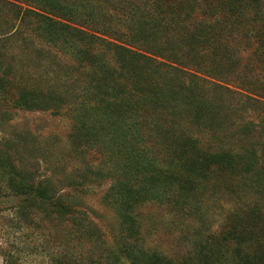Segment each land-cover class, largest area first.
Returning <instances> with one entry per match:
<instances>
[{"label": "rangeland", "instance_id": "374dc122", "mask_svg": "<svg viewBox=\"0 0 264 264\" xmlns=\"http://www.w3.org/2000/svg\"><path fill=\"white\" fill-rule=\"evenodd\" d=\"M16 1L43 13L27 0ZM258 5L264 16V0H259ZM109 11L112 17L96 26L97 29L86 25L80 28L124 49L153 57L134 44L137 36L127 24L124 12ZM82 12L77 14L81 16ZM250 13V9L244 11V15ZM201 14L198 11L197 18ZM35 16H28L29 28L23 32L26 48L22 47L23 37L3 40L0 35V72L4 74L0 80V264H80L93 260L102 263L117 260L124 264H262L257 258L243 255L240 243L228 231L232 214L246 200L256 198L252 191L243 192L240 188L246 180L240 176L223 181L221 176L209 174L192 184L191 190L180 192L181 200L177 203L171 191L166 197L157 193L131 207L126 198L117 199V182L108 173L109 165L115 161L107 158L106 150L114 148L113 132H123L126 124L116 120L110 131L103 132L110 123L106 115L113 116L110 104L114 99L142 102V95L136 91L134 95L127 86L120 91L113 87L123 80L119 72L125 73L128 67L123 65L119 69L110 59L113 58L110 46L95 38L86 44V40L80 42V47L106 59L113 71L108 68L109 79L104 86L85 84V75L92 69L79 66L72 49L63 50L41 39L37 34L41 22ZM244 17L245 20L229 26L231 32L225 35V31L224 38L234 47L232 50L247 57L251 56L250 36L255 27L250 16ZM218 18L219 15H213L210 19ZM64 65H68L63 83L66 93L69 91L67 95L58 85L55 90L56 68L64 69ZM180 68L184 74L198 75L192 87L196 83L204 86L218 83L232 90L225 97L215 93L211 100L206 98L201 104L218 122L207 128L193 127L202 149L229 153L247 150L259 134L252 130V124L261 123L258 116L264 113V95L249 93L246 84L238 81L220 82L219 76L201 74L190 67ZM252 73L249 79L258 80L264 89V68ZM188 78L183 77L186 84ZM155 79L149 71L146 80ZM23 90L31 98L19 107L10 93ZM247 95L258 100L247 99ZM79 109L89 112L91 134L96 141L80 145L83 154L72 150L68 138L75 125L73 113ZM223 109L234 112L230 114ZM218 113L223 114L221 121ZM249 123L250 127H246ZM162 129L167 130V126ZM261 141L260 138L256 143L257 148ZM136 145L148 152L149 162L144 158L141 163L147 168L153 165L162 176H176L173 184L179 188L185 175L179 169L181 161L166 158L162 144L139 141ZM260 203L264 204V200Z\"/></svg>", "mask_w": 264, "mask_h": 264}, {"label": "trees", "instance_id": "16d2710c", "mask_svg": "<svg viewBox=\"0 0 264 264\" xmlns=\"http://www.w3.org/2000/svg\"><path fill=\"white\" fill-rule=\"evenodd\" d=\"M26 2L38 6L43 13L27 9L16 0H0V35L3 40L21 36L24 38L21 42L22 47L26 48L28 43L23 32L29 28L26 25L30 18L28 16L36 14L37 22H41L37 25V34L41 39L47 40L53 46L58 45L63 50L72 49L75 53V61L80 63L79 66L92 69L91 73L85 75L87 85L103 84L104 86L106 79H109L108 68L112 71L113 69H111L112 64L109 65L106 59L103 60L95 53L80 47L82 45L80 42L84 40H86L85 44L94 40L93 38L105 41L80 26L86 25L97 29L96 26L112 17L109 9L118 13L124 12L127 24L137 36L134 38V44L153 57L124 49L112 41L104 42L110 46L109 52L114 58L110 57V59L114 60L113 63L119 69L123 65L128 67L124 70L125 73L119 72L123 80L117 81L113 87L120 91L123 86H127L134 95L135 91L140 92L143 98L142 102L137 101L138 99L133 101L114 99L115 104L111 102L110 106L115 117L112 114L106 115L110 123L103 132L110 131L116 120L124 121L126 124L123 132H113L111 144L114 148L106 150L107 158L115 161V164L112 162L113 165H109L108 173L117 182L115 193L117 199L126 198V202H129L128 206L131 207L142 199L157 196V193L166 197L171 191L177 203L181 200L178 198L181 193L191 190L192 184L199 182L201 178L205 179L209 174L221 176L223 181H232L231 177L240 176L246 179L245 185L240 188L243 192L252 191L256 198L246 200L243 207L232 214L228 222V231L240 243V247L246 249V251L241 250L243 255L250 259L257 258L264 264V204L260 203L264 200V113L258 116L260 124L254 122L252 124V130L258 131L259 134L254 136L247 150L239 149L233 153L203 150L199 137L193 132V127L200 125L207 128L218 122L216 116L208 114L201 104L206 98L211 100L215 93L218 97H225L226 92L232 90L218 83L209 86L196 83L197 86L192 87L196 82L195 78H199L198 75L187 72L184 74L180 68L190 67L201 74L219 76L220 82L238 81L240 84L243 83V86L246 84L245 89L249 93L264 95L261 83L249 79L250 74V78L253 77L252 72L255 69L264 68V16L259 11V0H99L98 2L72 0L71 4L63 0H27ZM101 2L106 4L110 2V4L105 5ZM201 6H203L202 10H200ZM81 7L83 12L80 11ZM246 9H250L251 15H244ZM198 11L203 14L200 18H197ZM78 12H82L83 15L79 16ZM213 15H219L220 18L211 20ZM244 16H250L255 27L251 29L254 31H251L250 36V41H253L251 56L247 55V57L242 56L239 51L232 50L231 48L234 47L227 38H224L225 31L227 35L231 29L229 26L236 24L237 20L238 23L240 20H245ZM52 63L61 66L54 61ZM67 66L64 65V69L56 68L54 77L55 90L58 85L65 95L69 93L63 88ZM149 71L155 75L154 81L146 80ZM184 75L189 77L186 80L191 86L189 88L183 79ZM3 77L4 74L0 72V80ZM10 96H14L13 100L19 107H22L21 103H26L31 98L25 90L13 92V95L10 93ZM247 99L258 100L250 95H247ZM218 114L222 116L221 121L223 114ZM89 116V112L82 109L73 113L75 125L68 138L72 150H77V153L82 152L79 147L96 143L92 138ZM165 126L167 130L162 129ZM246 127H250V123ZM260 138L262 140L259 144L260 148H257L256 143ZM139 141L143 143L151 141L155 146L162 144L166 150V158L168 156L181 161L179 169L185 175L179 188L173 184L175 182L173 178H177L176 176L168 174L162 176L152 167L153 165L147 168L145 163H141L144 158L147 161L149 159L148 152L136 145ZM14 174L18 173L14 172ZM80 264L124 263L117 260L109 263L93 260Z\"/></svg>", "mask_w": 264, "mask_h": 264}]
</instances>
